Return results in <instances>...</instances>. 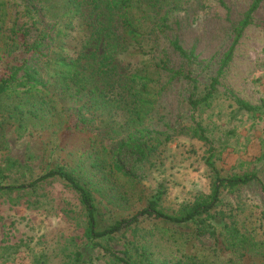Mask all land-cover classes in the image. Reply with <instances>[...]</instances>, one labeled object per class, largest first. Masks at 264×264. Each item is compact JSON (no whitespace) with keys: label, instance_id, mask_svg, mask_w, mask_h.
I'll use <instances>...</instances> for the list:
<instances>
[{"label":"rangeland","instance_id":"374dc122","mask_svg":"<svg viewBox=\"0 0 264 264\" xmlns=\"http://www.w3.org/2000/svg\"><path fill=\"white\" fill-rule=\"evenodd\" d=\"M253 3L254 0H184L171 10L169 28L160 35L157 51H163L169 66L178 69L184 63L172 44L178 40L194 58V76L201 88L219 77L211 104L194 117L202 121L213 139L214 161L223 175L256 172L260 181L234 194L225 191L215 215L220 222L225 217L238 220L240 227L264 244V0L250 12ZM20 9L24 8L14 6V16L7 22L8 37H12L17 10L18 26L29 24ZM89 17L87 13L78 18L77 28L66 38L68 53L79 51L84 44ZM245 19L249 24L241 30ZM118 33H122L119 26ZM37 34V30H32L31 42ZM45 42L51 43L49 39ZM25 55L20 46L15 48L0 68L15 67ZM121 57L131 63L141 61L138 53ZM42 59L36 57L32 64ZM117 63L122 70L123 60ZM163 82L166 86L147 124L151 135L162 142L150 141L157 147L142 161L123 154L134 177L111 175L108 169L102 171L103 168L93 166L97 161L107 163L109 153L117 149L123 138L122 129L108 125L101 128V123L95 121L83 130L70 110L61 127L50 116L26 118L21 124L14 120L1 124L0 183L29 182L49 167L64 165L91 190L103 227L137 213L160 185L164 191L162 208L172 214L197 197L207 196L212 190L214 172L206 163L209 145L189 130L193 114L187 82L172 75ZM11 100L3 103L0 123L9 120ZM72 108H76L74 104ZM10 160L16 167L3 171ZM240 198L243 210L238 208ZM84 235L85 212L79 194L63 181H49L25 195L0 192V264H44L40 255L55 264L62 246L73 240L83 243ZM196 238L194 224L180 227L148 218L102 242L114 250H127L140 264H148L149 260H176L187 252L202 255L205 247L200 246L205 245L207 253H213L210 247L214 240ZM89 251L95 259L88 264H120L100 248ZM228 254L218 253L211 259L222 262Z\"/></svg>","mask_w":264,"mask_h":264},{"label":"trees","instance_id":"16d2710c","mask_svg":"<svg viewBox=\"0 0 264 264\" xmlns=\"http://www.w3.org/2000/svg\"><path fill=\"white\" fill-rule=\"evenodd\" d=\"M262 0H254L250 12L256 10ZM184 0H0V64L19 46L26 54L15 67L0 68V117L3 103L11 99L9 124L14 120L21 124L26 118L44 119L54 117L59 127L63 126L67 115L76 117L82 129L91 127L99 121L102 125L122 129L123 138L117 149L109 153L107 163L97 161L95 167L109 170L111 175L132 177L133 169L124 162L130 154L137 161L148 159L157 147L150 141L155 138L147 124L153 117L160 94L166 86L167 75L182 77L187 82L188 104L192 111L193 124L190 132L209 145L206 163L214 172L211 193L199 196L184 206L178 213H169L162 208V185L155 195L130 217L117 220L105 227L91 190L64 165L49 167L44 173L29 182L0 183L1 193L17 192L25 195L36 191L41 184L61 180L79 194L85 212V242L74 240L62 246V254L55 264H88L95 256L89 248H100L120 264H140L127 250H114L102 241L126 230L142 219L155 218L174 226L195 225L197 240H214L207 253V245L202 255L184 253L176 260H166L148 264H264V244L239 225L233 218L218 221L215 212L222 202L225 191L236 193L254 181H260L256 172L230 173L223 175L216 166L213 139L208 135L201 120L195 114L208 107L217 91L219 77L212 78L206 88H201L194 76L195 61L179 43L173 40L176 51L184 59L178 69L169 66L163 51L158 50L160 35L169 28L171 10ZM22 6L23 16L28 17V25L18 26L19 10L8 37L7 22L13 17L14 6ZM249 12V14H250ZM90 14L87 22L86 39L79 51L67 52L66 38L77 28L78 18ZM44 20L48 23H44ZM44 24V25H43ZM249 24L245 19L241 30ZM50 25V28L47 27ZM118 26L122 33H118ZM37 30V38L30 41L32 30ZM53 32V34H51ZM49 39L51 43L45 41ZM12 41V42H11ZM11 42V43H10ZM13 50H11V49ZM138 53L141 61L131 63L121 59ZM36 57L43 59L35 64ZM121 57V58H120ZM230 55L226 57V61ZM123 60L121 70L118 61ZM222 73V68L219 74ZM66 104H71L67 106ZM76 107L72 108V105ZM121 121H117V119ZM117 126V127H116ZM81 129V130H82ZM96 143H92L94 146ZM106 149V148H105ZM96 150V149H95ZM97 151V150H96ZM124 154V156H123ZM16 163L8 161L3 169L10 171ZM134 177V176H133ZM239 197V196H237ZM238 208L243 210L242 199L237 200ZM88 252V254H87ZM228 252V259L219 262L211 259L218 253ZM147 255V254H145ZM41 262L52 264L40 255ZM146 258H148L146 256ZM49 259H53L52 257Z\"/></svg>","mask_w":264,"mask_h":264}]
</instances>
